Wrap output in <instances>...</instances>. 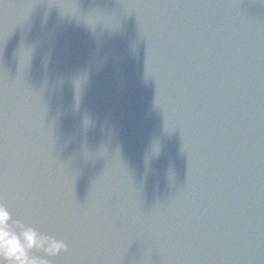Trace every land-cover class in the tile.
Segmentation results:
<instances>
[{"label":"water","instance_id":"obj_1","mask_svg":"<svg viewBox=\"0 0 264 264\" xmlns=\"http://www.w3.org/2000/svg\"><path fill=\"white\" fill-rule=\"evenodd\" d=\"M0 206L38 264H264V149L191 0H0Z\"/></svg>","mask_w":264,"mask_h":264},{"label":"clouds","instance_id":"obj_2","mask_svg":"<svg viewBox=\"0 0 264 264\" xmlns=\"http://www.w3.org/2000/svg\"><path fill=\"white\" fill-rule=\"evenodd\" d=\"M45 243L47 247L44 251L48 255L66 251L62 242L41 238L31 228L24 229L19 234L13 232L10 226V213L5 207L0 206V264H38L35 259H29L28 252L33 248L43 247Z\"/></svg>","mask_w":264,"mask_h":264}]
</instances>
